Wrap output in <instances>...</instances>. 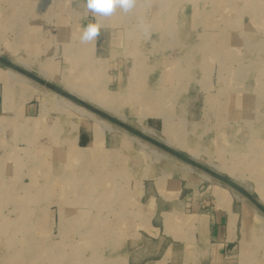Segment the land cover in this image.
<instances>
[{
    "label": "rangeland",
    "instance_id": "rangeland-1",
    "mask_svg": "<svg viewBox=\"0 0 264 264\" xmlns=\"http://www.w3.org/2000/svg\"><path fill=\"white\" fill-rule=\"evenodd\" d=\"M13 1L20 20L8 24L3 11L0 21V58L12 66L0 61V67L16 70L21 66L15 60L22 58L33 67L29 74L45 68L57 90L78 97L65 89L73 85L102 99L127 120L90 103L109 116L94 115L168 158L123 141L120 132H107L101 148L108 129L75 110L42 108L38 88L30 86V97L22 99V87L30 83L14 82V97L6 102L11 107L13 99L21 108L0 119V264H131L124 245L148 225L174 239V264H264V174L257 168L264 160V0H135L132 10L110 17H94L86 0ZM8 3L0 0V7L12 8ZM95 22L103 25L100 36L81 43L84 27ZM25 23L40 27L34 43L22 37ZM93 46L112 49L84 58ZM38 77L29 78L51 90ZM236 100L241 105L232 108ZM28 103L36 105L35 113L24 114ZM156 114L160 119H150ZM55 121L62 129L53 127ZM72 122L77 125L69 130ZM78 124L92 126L93 145L92 139L89 147H69L70 140L77 144ZM143 126L156 133L148 135ZM186 164L195 184L176 183L184 193L173 192L175 200L164 202L158 191L180 180ZM215 181L237 191L240 210L249 205L259 212L245 209L241 232L222 253L214 246L203 254L196 243L194 253H184L197 213L215 208V197L207 194ZM152 195L157 211L150 207ZM164 212L171 213L165 218ZM176 225L179 238L168 231Z\"/></svg>",
    "mask_w": 264,
    "mask_h": 264
},
{
    "label": "crops",
    "instance_id": "crops-1",
    "mask_svg": "<svg viewBox=\"0 0 264 264\" xmlns=\"http://www.w3.org/2000/svg\"><path fill=\"white\" fill-rule=\"evenodd\" d=\"M6 1L10 2L8 4H11L10 6L12 8L7 7V9H6L4 7H0V21H2V19H3L1 17H4L1 15V14H3L1 12L6 11L5 12L6 14L5 13L4 14L6 16L5 18L7 19L8 24L16 23L15 20L19 18L18 16H20V14H18L15 11V7H14L16 5L15 1H13V0H6ZM160 10H161V8L158 11H160ZM157 13H158L157 15L161 14V12H157ZM165 18L173 19L169 15H166ZM18 20H20V18ZM21 21H22V19H21ZM23 23H22V25H23ZM252 28H253L254 32H256V30H258V29H255L254 26ZM21 34H22V37H24V39L27 38V39H29V42H33V43L37 39H39L42 35V33L40 32V27L36 26L32 23H27V25L25 23L24 31H22ZM93 48H94V51L92 48H89L88 50H86L87 52L85 51V53H84L85 55H83L84 58H86V59H88L89 57L91 59L93 57L98 58V56H97L98 55V49L101 48L102 52L104 51L103 53L105 54V52L106 53L110 52V50L112 49V46H93ZM233 51H234V49H233ZM235 51H237V49H235ZM78 57L79 56H76V57H74V55L72 56L73 59L78 58ZM0 61L5 62L7 60H3V58H0ZM28 64H30V66H31V63H29V61H28ZM119 64H120V66L125 65V63H122V62H119ZM20 66H21V68H24L27 72L33 70V67L32 68H25L22 65H20ZM6 70L7 69H3L0 67V77L2 74L6 73ZM42 70H44L46 73H49L45 68H42ZM15 71H17V70H15ZM36 71H38V70H36ZM32 75H34V74H32ZM24 76H26L28 78L30 77L27 75H24ZM35 76H37V75H35ZM38 76H40V75H38ZM49 76H50V80L46 79L45 81L50 83L53 78H52V75L50 73H49ZM41 78H44V77H41ZM233 80L234 79L232 77L230 79V81H233ZM14 82H16V81L10 80L8 78H3V79L0 78V119H3V118H1V115H3V113L4 114H7V113L8 114L9 113L14 114L17 112V110H19L21 108V106H14L13 105V102H12L13 99H11V107H9V104L8 105L6 104L7 103L6 101L8 98L14 97V90H15L13 87ZM4 85L7 87V89L4 88ZM30 86L32 87V85H30V84H25L23 87L20 86L24 90V92H21V95H19L20 98L23 99L25 97H30V96H27L28 95L27 93L29 92ZM65 89H66V87H65ZM12 91H13V93H12ZM31 91H33V90L31 89ZM52 92L56 93L55 91H52ZM57 94L58 93L50 95V94H46L45 92L42 93V108L44 106H46V104L47 105L50 104V106L53 105L52 109H55V110L61 109L62 105L60 104V101L58 99L59 94L58 95ZM6 97H7V99H5ZM21 101L23 102V100H21ZM240 102H241V100L239 102L237 100L234 101V104L231 105L232 108H235L236 106L241 105ZM22 109L18 113H22V111H23ZM35 110H36V105L35 104L31 105L28 103L24 109V114H29V115L33 114V112ZM157 111H160V110H157ZM42 113H44V112H42ZM186 114H189V111L186 110ZM150 119H160V116H157V114H156L153 117H151ZM122 122L124 123L126 121H122ZM73 125L76 126L77 122H72L69 130H72ZM85 125L78 124V129L75 133L76 142L78 145L75 143V140L74 141L70 140V141H68L69 147L71 144H74L75 146H78L80 148H82V146L89 147L87 145H89L92 142V139H93L92 145L94 144L95 136H93L94 133H93L92 126L90 128L89 126H85ZM148 125L151 126L150 124H148ZM157 126H158L157 124L153 123L151 127L155 129ZM53 127H55L56 129H59V128L62 129L57 124V121H55V124ZM47 128H48L47 126L44 127V129H47ZM216 130H219V132H222V129H216ZM107 132L111 133L108 130L106 132H104L101 148L106 147L105 144L107 143V139H106ZM120 142L122 143V141H119V140L117 141V143H120ZM181 168L183 171L182 172L183 176L180 177V180H169V182L166 184V186L164 183V185L161 187V189H162L161 191H158L159 189L157 190L159 195L161 196L162 200H164V202L175 200L174 193L176 194V196L177 195L181 196L182 192L184 193V190L181 189L180 185L178 186L176 183L182 184L183 181H186L188 184H192V183L195 184V178L196 177L192 173L193 171L189 170L190 168H187L185 165L184 166L182 165ZM223 173H225V172H223ZM212 175L215 177H218L220 179H224L221 176L219 177V175L216 174L215 172H213ZM226 175L228 178L236 180L229 173H226ZM201 177H202V179L207 180V181L212 180V178L210 176H209L210 178H205L203 175H201ZM224 180L229 182L227 180V178H225ZM210 189H211L210 191H209V189L207 190V194H210V195L215 197V201H214L215 208L213 210L210 209L208 211H203L200 214L197 213V216L195 217L196 221H194L195 227L189 225L190 229H191V227L195 228L193 231V234L197 235V239L196 240L194 238L192 239V237L194 235L190 234L188 236V242L183 241V243L186 244L185 245L186 250L184 251V253H186V252L188 254L194 253L196 249L194 248L193 245H195V243L198 244L197 247H201V249H199V251L202 252L203 254H204V252H206L205 250H208V249L210 250L214 246H215L214 247L215 249L218 248V250H217L218 253L219 252L222 253V251L225 250V248H226V246H228V244H233L236 241V238L238 237V233L241 232V227H243L242 215L244 213H246L245 211L247 210L250 213L251 210L253 209L252 210L253 215L254 216L256 215L255 209L258 210L256 207L252 208L248 205V207L245 208L246 210L243 207L241 210L239 209V206L236 202L237 200L235 199V198H237V193H236L237 191H235V190L233 191L232 189L223 187L221 185V183L218 181H215L214 185ZM241 201L243 202L242 198H241ZM157 203H159L157 198H155V196L152 195L150 207H152V208L156 207V211L159 208V207H157ZM243 206H244V204H243ZM257 212H259V210ZM170 213L171 212H164L165 218H166V215L170 214ZM172 215H173V213H172ZM174 215H175V213H174ZM165 222H166V219H165ZM240 222H241V226H240ZM165 224H167V223H165ZM255 226H257V225H255ZM169 228H168V231L169 230L171 231L170 234L176 238H179V237H177V234H178L177 225L174 226L173 229H169ZM165 229H166V225H165ZM142 231L143 232H139L137 234L138 236H135V237L129 239L128 241H126V243L124 245L125 246V254H126L127 258L130 260L131 264H172V263L174 264L175 262H173V260H172L173 254H170L173 252V248H175L174 247V239L169 240L167 235L166 236H160L157 232V228L154 225H152V226L148 225V226H146V229L142 230ZM166 231H167V229H166ZM195 238H196V236H195ZM244 243L246 244L247 241L244 240ZM217 251L214 254L215 259L218 258V256H219ZM208 253H210V252H208ZM207 256H205V257H207ZM171 260H172V262H171Z\"/></svg>",
    "mask_w": 264,
    "mask_h": 264
},
{
    "label": "bare ground",
    "instance_id": "bare-ground-1",
    "mask_svg": "<svg viewBox=\"0 0 264 264\" xmlns=\"http://www.w3.org/2000/svg\"><path fill=\"white\" fill-rule=\"evenodd\" d=\"M224 49V48H223ZM227 53V52H226ZM229 53V52H228ZM223 56V55H222ZM229 57V56H228ZM230 59V58H229ZM16 62H18V64H20V65H22L23 67H25V68H32V66H30V64H28V61L27 60H24V59H22V58H18V59H16L15 60ZM38 72V74L41 76V77H44L45 79H47V80H50V76H49V73H46L44 70H42V69H40V70H38L37 71ZM0 78H8V79H10V80H13V81H20V82H23V83H30L31 85H32V87H35V88H38V90H41L42 91V93H46V94H56V93H54V92H52V91H50V90H47V89H45V88H39L38 87V85H35L28 77H26V76H23V75H21L20 73H18L17 71H15V70H12V69H7L6 70V73H4V74H2L1 75V77ZM7 82V81H6ZM11 83V82H10ZM14 87V86H13ZM31 87V89H33ZM65 87H66V89L69 91V92H71V93H73V94H75V95H77V96H79V97H81V99H83V100H85L86 102H89V103H91V104H97V105H99V106H105V108L107 109V110H109L110 111V113L112 112V113H114L119 119H121V120H123V121H125V120H127L126 119V117H125V115L122 113V112H120V111H118V110H116V109H114V108H112V107H109V106H107V105H105V103L103 102V101H101L102 99H96V97L95 96H92V95H89L88 93H86L85 91H83V90H79L77 87H75V86H73V85H65ZM15 88V87H14ZM14 90V89H13ZM34 90V89H33ZM11 91V90H10ZM36 91V90H35ZM31 92V91H30ZM33 92V91H32ZM40 92V91H39ZM12 93H13V91H12ZM165 94V93H164ZM32 95V94H31ZM58 95V94H57ZM27 96H29V95H27ZM59 96V101H60V104L62 105L61 107H62V109L64 108V109H69V111H73V110H75L76 112H78L79 113V115L80 116H85V117H87V118H89V119H92L93 121H96L97 123H99V125H100V127H102V129L104 128V129H108L109 131H113V133L114 132H120L122 135V137L123 138H121L123 141H127L126 139H128V141L129 140H131V141H134V142H136V143H138L141 147H143L144 149L145 148H147L148 149V151H150V153L151 154H155L156 156H158V157H163V158H168V155L166 154V153H164V152H160L159 150H157L156 148H154V147H151V146H149L147 143H145L144 141H142L141 139H139L138 137H136V136H133V135H130V134H128L126 131H124V130H120L119 128H117V127H114L113 125H111L109 122H107L106 120H104V119H101V118H98L97 117V115H94V113H92V112H90V111H87V110H85V108L84 107H82V106H79V105H77V104H75L74 102H72V101H70L69 99H67V98H65V96H60V95H58ZM12 98V97H11ZM5 99H7V97L5 98ZM9 99V98H8ZM9 102V101H8ZM6 104H9V103H6ZM11 104V103H10ZM10 106V105H9ZM165 107V106H164ZM168 110V109H167ZM168 111H166V113H167ZM165 115V114H164ZM70 116V115H69ZM168 116V115H167ZM167 119V118H166ZM142 129H143V131L145 132V133H147L148 135H154L156 132L152 129V128H150V127H146V126H143L142 127ZM179 135V134H178ZM156 136V135H155ZM183 136H178L177 137V139L179 140H177L178 142H181V141H183ZM164 140H166V139H164ZM169 141V140H168ZM167 141V143H168V145L169 144H172V142H168ZM256 145H259V144H257V143H255ZM179 145H181V144H179ZM74 146V145H73ZM171 146V145H170ZM177 146H178V143H177ZM185 146V145H184ZM179 147V146H178ZM258 147V146H257ZM146 150V149H145ZM114 151V150H113ZM251 151V150H250ZM196 154V153H195ZM249 154V153H248ZM247 154V155H248ZM256 154V153H255ZM114 155H115V153H114ZM114 155H112V156H114ZM198 155V154H197ZM151 156V155H150ZM153 156V155H152ZM260 160V159H259ZM188 167L187 168H190L191 169V167L188 165V164H186ZM215 165V164H214ZM216 168H219V166H215ZM257 168L260 170V171H262L263 172V174H264V162L263 161H259V163H258V166H257ZM225 170V169H224ZM219 172H220V170H219ZM258 172V171H257ZM227 173V172H226ZM124 175V174H123ZM255 175H257V174H255ZM206 176V175H205ZM234 176H235V178H238L239 180H242L243 179V177L240 175V174H234ZM209 177V176H208ZM78 179V178H77ZM78 181V180H77ZM100 182V181H99ZM93 186H99V187H101V189H103V187H102V185H100V184H98V183H94L93 184ZM92 186V187H93ZM83 187H84V185H83ZM96 187H94V188H96ZM264 188V187H263ZM79 189H81V186L79 185ZM97 189H99V188H97ZM96 195H97V193H96ZM99 195V194H98ZM261 195V200L262 201H264V193H261L260 194ZM101 196V195H100ZM100 196H98V198H95L94 200L97 202V199H101V197ZM118 196V194H116V196L115 197H117ZM94 197V196H93ZM113 201V199H112V197L111 198H109V199H106V200H104V203H111ZM101 203V202H100ZM255 211H256V209H255ZM257 212V211H256ZM257 216V215H256ZM262 216V215H261ZM64 218V217H63ZM255 218H257V217H255ZM260 218V217H259ZM264 218V217H263ZM168 219H169V217H168ZM259 220V219H258ZM246 225V224H245ZM262 228H264V221L262 222ZM260 226V227H261ZM248 227V226H247ZM249 228H250V226H249ZM247 230V229H246ZM254 232H256V231H253V233ZM40 233V232H39ZM246 241H248V238L246 239ZM54 255V254H53ZM38 256V255H37ZM36 256V257H37ZM44 256V255H43ZM45 258V257H44ZM47 259H49L48 257H47ZM56 264V263H55Z\"/></svg>",
    "mask_w": 264,
    "mask_h": 264
},
{
    "label": "clouds",
    "instance_id": "clouds-1",
    "mask_svg": "<svg viewBox=\"0 0 264 264\" xmlns=\"http://www.w3.org/2000/svg\"><path fill=\"white\" fill-rule=\"evenodd\" d=\"M135 7V0H86L87 10L93 16L110 17L118 9L127 13ZM103 25L99 22L88 23L80 36L81 43H88L98 39Z\"/></svg>",
    "mask_w": 264,
    "mask_h": 264
},
{
    "label": "water",
    "instance_id": "water-1",
    "mask_svg": "<svg viewBox=\"0 0 264 264\" xmlns=\"http://www.w3.org/2000/svg\"><path fill=\"white\" fill-rule=\"evenodd\" d=\"M7 64L11 65L10 62L5 61ZM16 70L18 71V73L30 77H34L36 79H38L39 77L29 74L24 68L21 67H17ZM40 83H42L43 86H45L46 88H49L55 92H58L60 95L65 96L66 98H68L70 101L74 102L75 104L82 106L84 108H89L92 110V112H94V114H99L102 115L103 117L107 118L109 115H107L106 113L102 112L99 108H97L96 106L91 105L90 103L86 102L85 100L81 99L80 97H75L70 93L64 92V91H59L57 90L52 84H50L47 81H39Z\"/></svg>",
    "mask_w": 264,
    "mask_h": 264
}]
</instances>
